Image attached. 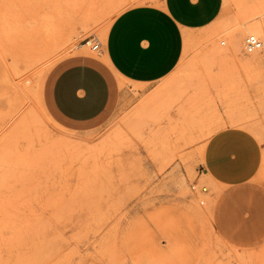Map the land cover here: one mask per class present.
<instances>
[{"label": "rangeland", "instance_id": "1", "mask_svg": "<svg viewBox=\"0 0 264 264\" xmlns=\"http://www.w3.org/2000/svg\"><path fill=\"white\" fill-rule=\"evenodd\" d=\"M159 1L0 0V264H264V241L234 247L214 229L202 160L213 132L243 127L264 186V0H223L173 72L121 78L93 126L71 129L45 105L59 60L96 55L86 38L103 44L117 15ZM253 32L263 46L247 54Z\"/></svg>", "mask_w": 264, "mask_h": 264}, {"label": "crops", "instance_id": "2", "mask_svg": "<svg viewBox=\"0 0 264 264\" xmlns=\"http://www.w3.org/2000/svg\"><path fill=\"white\" fill-rule=\"evenodd\" d=\"M222 4L160 0L125 9L110 24L96 55L72 54L52 67L42 88L46 107L71 129L93 126L119 103L121 78L147 85L173 72L185 40L213 24ZM255 137L243 127H221L209 136L202 154L205 173L218 189L214 229L239 248L264 241V186L256 179L261 147Z\"/></svg>", "mask_w": 264, "mask_h": 264}, {"label": "built area", "instance_id": "3", "mask_svg": "<svg viewBox=\"0 0 264 264\" xmlns=\"http://www.w3.org/2000/svg\"><path fill=\"white\" fill-rule=\"evenodd\" d=\"M84 44L90 48L93 52H99L101 49V42L95 38H86ZM263 44L261 40L254 34H247L244 39L243 50L247 54H251L262 48Z\"/></svg>", "mask_w": 264, "mask_h": 264}, {"label": "bare ground", "instance_id": "4", "mask_svg": "<svg viewBox=\"0 0 264 264\" xmlns=\"http://www.w3.org/2000/svg\"><path fill=\"white\" fill-rule=\"evenodd\" d=\"M253 34L254 35H258L256 32H253ZM257 37H259V36H257ZM85 45V44H84ZM232 50L235 52V51H238V44L237 43H234L233 45H232ZM215 52H220V51H218V49L216 48V51Z\"/></svg>", "mask_w": 264, "mask_h": 264}]
</instances>
